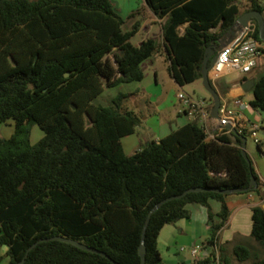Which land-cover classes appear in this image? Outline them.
<instances>
[{
  "label": "trees",
  "instance_id": "1",
  "mask_svg": "<svg viewBox=\"0 0 264 264\" xmlns=\"http://www.w3.org/2000/svg\"><path fill=\"white\" fill-rule=\"evenodd\" d=\"M253 10L264 15V0H145L126 20L111 0H0V125L15 123L12 136L0 138V247H8L10 264H141L144 228L159 202L192 188L249 189L192 192L162 206L147 228L145 264H163L162 229L190 218L191 204L210 209L219 201L221 212L209 211L208 254L193 264H232L218 245L231 216L227 199L261 193L251 188L258 178L243 154L240 136L248 134L225 130L211 139L191 121L127 156L122 139L141 124L125 104L132 94L121 90L110 104L100 100L106 89L144 80L143 63L160 48L153 38L133 42L145 11L164 21L168 70L185 87L203 79L207 48L218 51L237 19ZM253 24V37L264 43ZM255 80L249 105L261 114L264 73ZM35 126L45 135L32 144ZM55 236L111 259L59 240L41 242L27 256L35 243ZM251 237L264 249L262 206L253 208ZM234 252L239 261L264 264L244 245Z\"/></svg>",
  "mask_w": 264,
  "mask_h": 264
},
{
  "label": "crops",
  "instance_id": "2",
  "mask_svg": "<svg viewBox=\"0 0 264 264\" xmlns=\"http://www.w3.org/2000/svg\"><path fill=\"white\" fill-rule=\"evenodd\" d=\"M119 14L122 16L121 12ZM128 14L129 12H127V15ZM127 15L125 17H127ZM145 16L146 18L142 23L141 29L133 38V42L135 45H140L144 40L153 38L157 40L160 48L153 57L143 63V68L145 70L144 80L141 82H134L137 84L130 83V85L134 84L131 85L133 89L131 91H126L132 94L130 98L134 100L133 104L128 106L127 102L130 99L128 98L125 102L127 108L135 111L141 118V124L138 126L135 134L122 139L124 152L127 156L133 155L152 142H159L173 131L191 122L188 117L179 113L180 104L177 95L183 90V87H180L175 82L168 70L170 62L167 59V54L163 47L164 21L155 18L154 15L148 11H145ZM122 17L124 18V14ZM187 25L188 24H185L180 28L181 34L184 33ZM217 31L218 30H213V32ZM240 35L241 32L239 29H236L234 34L229 37H227L226 34L221 39L227 37V41L229 42L228 45H230L234 43ZM161 65L165 66L170 78L178 86L176 94L174 88L170 89L167 95L163 93L157 95L151 90L150 85H152V83H158ZM262 73H264V66L255 69L254 75L246 76V74H243L245 76L234 82H226L224 76L213 83L223 103L228 104L231 109L239 112L245 119L259 121L264 125L262 115L255 112L251 107L244 109L242 106L243 102L246 103L244 98L247 94L243 89V84L246 82H242V79L247 78L249 81L255 79ZM200 81L203 80L196 81L194 84H198ZM124 85L128 86L129 84ZM207 102L209 106H212L211 99H207ZM216 123L217 121L212 118L207 122L206 130L208 128H213ZM7 125L9 126V130L6 132L5 137L10 138L14 133L15 123L9 122ZM263 146L264 142L262 140V152L259 151L264 156ZM247 153L254 165L261 193L232 195L227 199V204L231 210V216L228 224L219 234L218 245L222 247L223 254L231 260L232 264H235V260H237L234 249L238 245H244L250 248L254 253H259L260 258H264V249L251 237L253 230V208L255 206H262L264 208V160L262 157H258L257 154L250 153L248 150ZM189 210L191 213L190 218L166 225L159 235L158 247L163 264H193L195 262V259L190 253V249L196 244L206 245L211 233L209 211L218 215L222 210V203L212 200L210 202V209L199 204H191L189 205ZM216 220H219L217 216ZM182 247L185 248V251H181ZM7 253V246L0 247V256L2 257L0 264H10V258L7 256ZM207 254L208 253H204L203 256ZM252 262L254 264V260Z\"/></svg>",
  "mask_w": 264,
  "mask_h": 264
},
{
  "label": "built area",
  "instance_id": "3",
  "mask_svg": "<svg viewBox=\"0 0 264 264\" xmlns=\"http://www.w3.org/2000/svg\"><path fill=\"white\" fill-rule=\"evenodd\" d=\"M253 26L254 24L251 25L241 41H239L240 35L234 43L220 49L221 54L210 71L213 82L233 72L250 74L258 67L264 66V43L253 37ZM177 97L180 104L179 113L188 117L191 121H197L206 128L207 122L212 119V109L207 100L195 99L183 90L178 93ZM242 106L244 109L250 107L249 104L244 102ZM219 117L216 120V125L211 129H207L211 139H216L225 130L231 132L227 127L232 126L240 135H244V133L251 135L257 144H261L264 138V125L261 122L245 119L239 112L231 109L228 104L223 102L219 109ZM213 249L217 250L219 259L218 246ZM181 251H185V248L182 247ZM190 253L195 260L200 259L204 253H208L207 246L196 244L190 249Z\"/></svg>",
  "mask_w": 264,
  "mask_h": 264
},
{
  "label": "water",
  "instance_id": "4",
  "mask_svg": "<svg viewBox=\"0 0 264 264\" xmlns=\"http://www.w3.org/2000/svg\"><path fill=\"white\" fill-rule=\"evenodd\" d=\"M254 20H256L258 22L259 25V30H260V38L261 40L264 42V15L260 12V11H247L245 13H243L236 21V23L234 24V26L228 31L227 33V37H229L230 35L234 34L236 29H239V31L241 32V38L239 41L242 40L243 36L247 33V31L250 29L251 25L253 24ZM227 37L224 39H221L219 41L220 43V49L227 46L228 45V41H227ZM220 49L218 51L214 50L212 47H208L205 53V58H204V63H203V84L205 89L209 92V94L211 95V97L213 98V108L211 111V116L213 119L218 120L219 117V109L221 107L222 104V99L221 96L217 90V88L215 87L213 81L211 80L210 77V71L212 70V68L214 67L215 63L217 62L219 56H220ZM69 74H67L68 76ZM255 79H251L249 81H247L246 83L243 84V89L246 92H252L254 86H255ZM261 114L264 118V111H261ZM228 130H231L232 132H234L235 134H239L238 131L233 128L232 126H228L227 127ZM240 138L243 140V154L244 156L251 162L249 154L247 153V138L245 136H240ZM251 188H253L254 190H258L259 189V183L257 181V179L255 178V176L252 177V181H251ZM214 191V192H220V193H224V194H231V193H241V192H245L248 191L247 190H240V189H233V190H219V189H204V188H192L189 189L187 191H185L183 194L181 195H176V196H172L169 198L164 199L163 201L159 202L150 212L149 218L147 220V223L145 225L144 228V232H143V238H142V245L140 248V255L142 257V262L141 264H145L146 263V235H147V228L149 226L150 220L152 215L157 212L162 206H164L166 203L172 201V200H176V199H181L184 196L192 193V192H200V191ZM50 240H59L62 242H66L72 245H75L85 251H89L92 253H96L99 254L103 257H106L108 259H111L106 253L99 251L95 248L92 247H88L82 243H80L79 241L75 240V239H71L68 237H63V236H55L52 238H45V239H41L40 241H38L37 243H35L33 246H31L27 252V256L30 253L31 250H33L39 243L41 242H46V241H50ZM114 264H118L117 262L111 260ZM19 264H25V259L22 260Z\"/></svg>",
  "mask_w": 264,
  "mask_h": 264
},
{
  "label": "rangeland",
  "instance_id": "5",
  "mask_svg": "<svg viewBox=\"0 0 264 264\" xmlns=\"http://www.w3.org/2000/svg\"><path fill=\"white\" fill-rule=\"evenodd\" d=\"M111 1L113 2L117 12L119 13L121 12L122 16L124 14V18H126V20L133 12L143 9L144 2H145V0H111ZM127 12H129L128 15H127ZM126 15L127 17H125ZM132 22L133 21H128L125 28L126 29L131 28ZM254 73H255V70L251 72L250 74H246V76L254 75ZM243 76L245 75L241 74L240 72H233V73L225 75L224 80L228 83H231V82H234L242 78ZM134 84H137V83H134ZM134 84H131V85H134ZM131 85L129 84L128 86L123 85L120 88L106 89V92L102 96L100 102L103 104H110L112 98H114L121 90L131 91L133 89V86ZM150 86H151V90L153 91V93L157 95L162 94V93L167 95L170 92V89H173V88L175 89L174 90L175 94L178 91V88H177L178 86L170 78L164 65H161L160 67V76L158 79V83L157 84L152 83V85ZM183 90L195 99H204V98L211 99V95L205 89L203 81H200L198 84L192 83V84L186 85L185 87H183ZM252 98H253V94L251 92H247L244 98V101L246 102V104H249ZM133 102L134 100L130 98L127 102V105L131 106ZM10 122H14V121H10ZM8 127L9 126L7 124L0 125V138H6L5 137L6 132L9 130ZM44 135H45L44 132L38 126L33 127L31 131V143L36 144L38 141H40L44 137ZM246 138H247V148H248L247 150L250 153L257 154L258 157H262V159L264 160V156L259 151L258 144L255 142L254 138L251 135H247ZM263 142H264V138H263ZM263 151H264V146H263ZM237 260H235V264H253L252 262L253 260L252 261L248 260L244 262L239 261V260L237 261ZM257 263H258L257 261H254V264H257Z\"/></svg>",
  "mask_w": 264,
  "mask_h": 264
}]
</instances>
